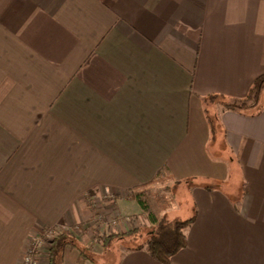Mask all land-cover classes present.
Wrapping results in <instances>:
<instances>
[{
    "label": "crops",
    "instance_id": "obj_1",
    "mask_svg": "<svg viewBox=\"0 0 264 264\" xmlns=\"http://www.w3.org/2000/svg\"><path fill=\"white\" fill-rule=\"evenodd\" d=\"M261 73L264 0H0V264L104 198L145 222L128 193L164 164L199 182L180 183L195 218L169 264H264V88L256 108L210 103L213 137L200 99L241 98ZM77 259L67 246L59 264ZM114 264L161 263L123 245Z\"/></svg>",
    "mask_w": 264,
    "mask_h": 264
},
{
    "label": "trees",
    "instance_id": "obj_2",
    "mask_svg": "<svg viewBox=\"0 0 264 264\" xmlns=\"http://www.w3.org/2000/svg\"><path fill=\"white\" fill-rule=\"evenodd\" d=\"M263 88L264 73H261L255 77L248 92L241 98H231L217 93L202 96L200 99L209 125L210 136H214L217 126L216 117L209 114L207 108L210 103L217 102L224 109L232 111H242L253 105L256 108ZM258 111L259 109L257 108L254 112ZM194 179V177L186 180L175 179L168 165L164 164L150 181L130 188L128 198L138 204L141 213L145 216V222L125 231L103 236V245H107L112 240L125 239L129 242L126 245L128 249L145 248L155 260L161 264H169L171 257L186 246L185 230L194 220L195 213L187 218L168 216L167 210L171 206L172 198L162 192L160 185L164 186V190H172L180 183H199ZM204 182V187L208 189L221 185L215 181ZM58 228L59 231L56 236L49 241V264H59L62 260L64 248L67 246L77 251L78 263L82 264L84 261L94 262V258L89 254L87 246L74 237L73 228L63 226Z\"/></svg>",
    "mask_w": 264,
    "mask_h": 264
},
{
    "label": "rangeland",
    "instance_id": "obj_3",
    "mask_svg": "<svg viewBox=\"0 0 264 264\" xmlns=\"http://www.w3.org/2000/svg\"><path fill=\"white\" fill-rule=\"evenodd\" d=\"M262 95L263 92L260 95V98ZM209 151L212 153L213 148L209 147ZM227 155L228 153L224 150L220 153L221 158H224ZM224 161L227 163L229 161L230 165V178L228 185L224 186V188L229 193H234L233 195H235L239 186V171H237L236 165L233 162H230V160ZM163 187V185H160L162 192L171 196L172 202L179 208L178 213L176 214H174V210H168V215L170 217H173L174 215H179L183 218L189 217L192 214V201L186 185L179 184L172 190H164ZM125 211L128 213H122L121 210L117 208L114 201H111L110 197L104 198V201L97 207V213L101 214L102 218H98L99 214L97 216L95 215V217L88 223L82 224L81 226H78V228L73 229L76 231H73L74 237L89 249V254L94 258V264H114V249L129 244L128 240L121 239L112 240L107 245H103V236H107L114 232H120L122 228L129 229L131 227L139 226L138 224L144 223L142 217H139L138 214L129 213V209H126ZM93 213L94 212H91V215ZM118 213L121 214L120 217H118ZM140 214L142 215V213ZM94 219H97V221Z\"/></svg>",
    "mask_w": 264,
    "mask_h": 264
},
{
    "label": "built area",
    "instance_id": "obj_4",
    "mask_svg": "<svg viewBox=\"0 0 264 264\" xmlns=\"http://www.w3.org/2000/svg\"><path fill=\"white\" fill-rule=\"evenodd\" d=\"M98 218H102V215L99 214ZM58 229V226L44 227L32 234L20 264H49V241L56 236Z\"/></svg>",
    "mask_w": 264,
    "mask_h": 264
}]
</instances>
